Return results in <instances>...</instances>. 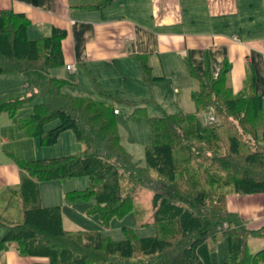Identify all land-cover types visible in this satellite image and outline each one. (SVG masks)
Here are the masks:
<instances>
[{"label": "trees", "instance_id": "obj_1", "mask_svg": "<svg viewBox=\"0 0 264 264\" xmlns=\"http://www.w3.org/2000/svg\"><path fill=\"white\" fill-rule=\"evenodd\" d=\"M111 1L84 8L100 9ZM29 24L23 13L0 12V75L20 72L31 85L28 94L0 98V113L14 117L42 94L32 113L17 118L19 128L47 146L55 144L61 132L72 130L85 149L30 161L16 158V163L36 181L86 176L88 186L66 198L93 196L89 212L104 225L134 208L139 188H151L155 232L139 236L133 227L123 226V238L113 239L98 230L69 231L63 227L60 206H35L24 209L19 222L0 219L6 227L0 250L13 245L20 253L48 259L37 264H211V243L227 237L229 254L221 264L263 261L264 249L251 252L248 238L263 234L264 227L249 229L226 206L230 193H264V96L254 89V75L234 92L226 60L214 75L207 56L202 65L185 59L196 81L190 93L193 112L153 116L143 102H128L132 114L145 116L149 127L141 163L121 142L116 108L89 95L65 93L66 81L51 73L64 63L66 31L53 27L49 35L29 39ZM137 59L142 79L150 84L157 78L152 67L145 55ZM202 112L209 114L204 117ZM52 121L58 123L46 129Z\"/></svg>", "mask_w": 264, "mask_h": 264}, {"label": "crops", "instance_id": "obj_2", "mask_svg": "<svg viewBox=\"0 0 264 264\" xmlns=\"http://www.w3.org/2000/svg\"><path fill=\"white\" fill-rule=\"evenodd\" d=\"M98 1L101 0H0V12L25 14L30 20L29 39L49 35L53 27L64 29V63L76 65L75 73L78 65L89 75L101 72L102 81L111 83L102 85L105 89L121 84L124 93L131 91L148 98L152 82L149 88L140 85L143 79L137 55H145L152 70L158 67L165 75L174 56H180L183 62L189 59L194 65H202L207 56L214 75L225 60L229 63L228 83L234 92L243 89L252 73L255 91L264 96V23L260 27L252 20L239 19V8L247 0H112L100 9L84 8ZM140 6H147L151 14L140 16ZM173 91L179 93L177 88ZM150 96L159 101L153 94ZM194 110L192 103L182 112ZM202 114L206 117L205 112ZM22 130L15 119L0 113V219L6 222L21 221L27 201L31 200V207H51L55 203L47 202L44 193L40 195L38 182L16 163V158L26 157L19 145L30 144L34 153L40 148L38 137L26 136ZM226 206L249 229L264 227V193H230ZM62 223L67 230L64 217ZM0 226L5 232L6 227ZM222 239L211 243V264H221L228 257L227 252L213 256ZM248 245L251 252L264 249V233L249 236ZM47 260L44 256L20 253L13 245L0 250V264H37ZM258 264H264V260Z\"/></svg>", "mask_w": 264, "mask_h": 264}, {"label": "rangeland", "instance_id": "obj_3", "mask_svg": "<svg viewBox=\"0 0 264 264\" xmlns=\"http://www.w3.org/2000/svg\"><path fill=\"white\" fill-rule=\"evenodd\" d=\"M246 4L240 6L239 18L242 21L245 19L252 20L254 25L263 27L264 23V1L263 0H247ZM142 6V5H141ZM139 9L140 16L145 18L151 14V9L147 6ZM252 17V18H251ZM190 20V19H189ZM247 21V20H246ZM197 25V24H196ZM190 28H193L190 26ZM178 55V54H177ZM157 64L160 61L158 59ZM168 71L163 74L158 67L153 68L152 73L157 78L152 81L151 90L148 89V83L140 80V85L148 87L147 99L139 97L138 93H131V91L123 92L121 84L116 88L105 89L102 85L107 86L102 80L104 74L97 72L89 75L82 65L77 66V72H69L66 64L57 65L51 69V73L66 81L63 91L71 96H85L89 95L97 100L112 104L119 113L115 115L116 123L121 137L123 146L129 151L134 159L143 163L145 155V147L149 143V127L147 118L145 116L133 115V107L128 102H144L148 115H160L166 113H177L187 111L192 107V99L190 93L192 88H196V81L191 77L185 67L180 56H174L167 65ZM134 78V77H133ZM133 85V84H132ZM31 85L28 78L20 72H12L9 74L0 75V98L9 93H19L21 95L28 94ZM174 88H177L179 93H174ZM101 91H109L112 96H109ZM156 96L159 101H154ZM133 98V99H131ZM137 98V99H135ZM142 98V99H140ZM121 99V100H119ZM43 100L42 94H38L35 99L28 104H25L17 110L16 116L12 117L17 123V118L21 115L32 113L34 103ZM155 102V103H154ZM209 114V113H207ZM206 114V115H207ZM211 115V114H210ZM58 121H52L46 125V129L55 126ZM23 131V130H22ZM27 136L25 130L23 131ZM30 139H32L30 137ZM39 147L37 153L32 151L30 144L19 145L24 150L23 154L26 157H18L23 161L34 160L35 158H53L71 153L84 151L85 144L78 141L72 130H65L60 133L58 140L53 145L40 144L39 137L37 138ZM37 154V155H30ZM39 154V155H38ZM38 187L40 188V195L44 193L47 202H55V205L61 207V214L64 217V226L71 231H93L98 230L102 235H109L113 239L123 238L122 227H133L139 236H150L155 232L152 224V194L151 188L141 187L138 190L134 208L128 211L122 217L114 216L110 219L107 225H104L99 216L95 213L89 212L90 207L94 203V197L88 199L71 200L66 198V194L74 191L84 190L88 186V178L86 176L78 177H63L51 180H40ZM59 200V202H58ZM31 201V200H30ZM26 203L29 208L32 203ZM13 213H17L16 209H12ZM14 216H16L14 214ZM21 218V217H20ZM21 220V219H20ZM0 226V235L4 232ZM252 236V235H251ZM213 256H220L228 253V238L222 237ZM211 243V242H210ZM229 254V253H228ZM222 263V262H221Z\"/></svg>", "mask_w": 264, "mask_h": 264}, {"label": "built area", "instance_id": "obj_4", "mask_svg": "<svg viewBox=\"0 0 264 264\" xmlns=\"http://www.w3.org/2000/svg\"><path fill=\"white\" fill-rule=\"evenodd\" d=\"M66 68H67V70H68L69 72H71V73H73V72L76 71V65H74V64H67V65H66ZM114 112L117 113L118 111L115 110Z\"/></svg>", "mask_w": 264, "mask_h": 264}]
</instances>
